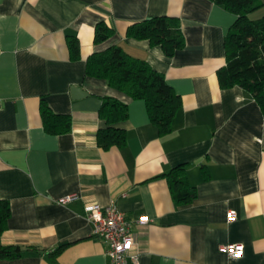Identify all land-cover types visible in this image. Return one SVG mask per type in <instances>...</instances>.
<instances>
[{"label":"crops","instance_id":"1","mask_svg":"<svg viewBox=\"0 0 264 264\" xmlns=\"http://www.w3.org/2000/svg\"><path fill=\"white\" fill-rule=\"evenodd\" d=\"M152 17L179 21L181 50L169 57L126 37ZM235 19L210 0H0V200L10 208L0 243L28 252L0 264H107L87 203L113 205L132 222L148 218L133 229L137 264H264V112L217 79ZM100 23L114 33L96 44ZM72 37L78 60L70 58ZM112 46L148 63L179 97L169 134L159 133L143 100L85 76L88 57ZM73 87L87 95L73 99ZM105 97L127 106L116 125L123 148L97 144ZM41 103L70 117L68 133L45 131ZM181 165L195 198L177 206L164 175ZM72 195L78 199L57 203ZM228 244L242 245L243 255L229 258L220 251Z\"/></svg>","mask_w":264,"mask_h":264},{"label":"trees","instance_id":"2","mask_svg":"<svg viewBox=\"0 0 264 264\" xmlns=\"http://www.w3.org/2000/svg\"><path fill=\"white\" fill-rule=\"evenodd\" d=\"M235 15L236 19L224 37L225 66L217 71L221 89L240 87L249 93L264 112V16L250 17L261 8L260 0H210ZM105 23L96 26L94 43L106 41L113 35ZM126 37L146 40L151 46H159L166 56H172L184 47V38L179 21L171 17H152L127 28ZM70 58L78 60L79 42L69 39ZM85 76L104 80L107 85L132 99L143 100L150 121L161 135L171 132V123L180 109L179 97L167 84L164 76L153 70L145 61L130 58L120 46H112L88 57ZM40 114L48 134L61 135L71 129L68 115H58L41 103ZM99 118L106 127L97 132V144L103 150L123 148L125 132L116 127L127 119V106L117 99L101 100ZM174 203L189 204L195 198V190L187 184L184 166L173 168L164 175ZM10 208L0 200V237L7 228ZM59 248L55 254H58ZM26 253L18 246H3L0 243V261H12Z\"/></svg>","mask_w":264,"mask_h":264},{"label":"built area","instance_id":"3","mask_svg":"<svg viewBox=\"0 0 264 264\" xmlns=\"http://www.w3.org/2000/svg\"><path fill=\"white\" fill-rule=\"evenodd\" d=\"M75 195L61 198L59 204H66L77 200ZM85 218L92 226V233L105 246V255L108 258L107 264H125L129 259L133 264H137L139 251L135 249L136 241L133 229L136 226H144L149 220L141 217L132 222L119 212L113 205L101 207L96 203H87L83 207ZM235 214L228 215V221H233ZM220 251L229 258H239L243 255V246L238 244H228L220 247Z\"/></svg>","mask_w":264,"mask_h":264},{"label":"water","instance_id":"4","mask_svg":"<svg viewBox=\"0 0 264 264\" xmlns=\"http://www.w3.org/2000/svg\"><path fill=\"white\" fill-rule=\"evenodd\" d=\"M87 94L81 90V88L73 87L71 88V97L73 99H79L85 97Z\"/></svg>","mask_w":264,"mask_h":264},{"label":"rangeland","instance_id":"5","mask_svg":"<svg viewBox=\"0 0 264 264\" xmlns=\"http://www.w3.org/2000/svg\"><path fill=\"white\" fill-rule=\"evenodd\" d=\"M250 17H251L252 19H256V18H257V14H255V13H254V14H251Z\"/></svg>","mask_w":264,"mask_h":264}]
</instances>
